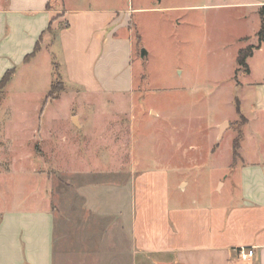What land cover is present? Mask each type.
<instances>
[{"label": "crops", "instance_id": "crops-1", "mask_svg": "<svg viewBox=\"0 0 264 264\" xmlns=\"http://www.w3.org/2000/svg\"><path fill=\"white\" fill-rule=\"evenodd\" d=\"M262 6L264 0H204L201 5L181 6L238 13L233 18L251 23L249 33L235 38L237 49L228 74V79L236 72L240 76L234 89L238 96L232 98L230 89L228 97L229 103H235L238 118L222 116L213 127L231 142L226 166L230 177L217 179L213 192H202V199L180 205L169 194L171 169L164 165L143 172L131 171V181L119 187L115 197L105 189L102 197L90 202L101 215H114L129 227L94 230L98 239H91L90 243L87 240V264H264V60L257 65L252 63L264 49V41L258 44L256 36ZM158 8L162 7L137 3L121 11L74 7L70 0H0V79L7 70L14 69L7 87L45 57L43 86L53 83L56 64L65 85L80 90L86 99L92 95L111 94L117 98L130 94L134 86L133 51L140 50V35L132 14ZM243 39L248 40L245 46L256 44L246 60L247 71L237 64ZM36 43L39 50L25 62ZM262 54L264 58V50ZM86 104L87 108L96 104L98 110L103 107L98 102L82 103ZM97 115L105 113L98 111ZM239 118L242 123L235 132L229 122L236 125ZM102 120L94 119L97 129L93 137L101 139L102 127L113 131L109 125L116 120L101 123ZM89 121L69 119L70 124L85 130L82 150L93 152L89 148ZM115 124L121 136L113 142L114 147L121 152H134L132 125L125 129L121 122ZM239 131L235 160L232 144ZM40 136L45 137L43 130ZM98 141L101 140H96L95 145ZM219 148L220 144L216 151ZM210 153L213 156L217 152ZM27 174L24 168L15 172L3 170L0 162V264H60L56 258L52 200L44 195L43 176L34 174L35 183H29ZM13 184H29L33 196L10 197ZM178 186L186 191L189 183L182 179ZM213 193L223 199L213 198ZM241 249L245 254L248 250L253 253L242 258Z\"/></svg>", "mask_w": 264, "mask_h": 264}, {"label": "rangeland", "instance_id": "rangeland-1", "mask_svg": "<svg viewBox=\"0 0 264 264\" xmlns=\"http://www.w3.org/2000/svg\"><path fill=\"white\" fill-rule=\"evenodd\" d=\"M70 1L74 7L121 11L137 3L162 7L132 14L140 35V50L133 51L132 93L117 98L111 94L92 95L86 99L80 90L65 85L58 68L60 75L53 79L59 92L43 105L50 89L42 85L47 62L43 57L37 66L19 74L0 97L3 170L15 172L24 168L29 183H35L34 174L43 176L44 195L52 200L55 212L56 258L60 264H87V240L90 243L91 239H98L94 230L129 227L114 215H101L90 202L102 197L105 189L115 197L117 189L131 181V171L143 172L164 165L171 169L169 194L180 205L202 199V192H213L217 179L230 177L226 166L231 142L213 127L222 116L238 118L235 103H229L228 97L230 89L232 98L238 96L234 89L240 76L236 72L228 79V74L237 49L235 38L249 33L251 23L233 18L238 13L181 7L201 5L204 0ZM260 27L256 32L258 44ZM247 42L241 41L243 48L256 47L245 46ZM262 50L252 63H263ZM141 51L145 52L143 56ZM54 52L58 59L59 54ZM85 101L102 103L103 107L98 110L94 104L87 108V104L82 105ZM98 111L105 115L100 117ZM71 117L90 120L89 148L93 152L82 150L85 130L70 124ZM96 118L103 119L101 123L116 120L109 125L112 132L102 127L105 136L101 139L92 136L97 129ZM238 120L236 125L229 122L235 132L242 123ZM116 122L125 129L132 125L134 152H121L114 147L113 142L121 136L115 130ZM42 130L43 139L39 138ZM96 140H101L98 146ZM210 152L217 153L210 156ZM182 179L189 183L186 191L178 186ZM30 190L29 184H17L8 195L14 199L32 197ZM211 196L223 199L218 193Z\"/></svg>", "mask_w": 264, "mask_h": 264}, {"label": "trees", "instance_id": "trees-1", "mask_svg": "<svg viewBox=\"0 0 264 264\" xmlns=\"http://www.w3.org/2000/svg\"><path fill=\"white\" fill-rule=\"evenodd\" d=\"M259 14L261 16V27H260V30L258 32V35H259L260 41H264V6H262L259 9ZM253 48H254L253 46H248L246 48H242L239 51V54L237 57L238 65L243 67L246 71L248 70L246 60L252 54ZM38 50H39V44L36 43L32 52L25 56L24 61L25 62L29 61L32 57L35 56V54L37 53ZM53 71H54L53 74H54V79H55L56 77H58L60 75L56 64H54V70ZM13 73H14V69H9L1 77V79H0V97L3 94V90L5 89L6 85L11 80ZM55 86H56V83H55V81H53V83L50 86L48 94L46 95V97L43 100V105H45L44 103H46L49 99H55V97L57 96V93L59 91L55 88ZM59 90H61V88ZM240 138H241V133L239 131L238 136L233 140V144H232L233 158L234 159H236L238 156V148H239Z\"/></svg>", "mask_w": 264, "mask_h": 264}, {"label": "built area", "instance_id": "built-area-1", "mask_svg": "<svg viewBox=\"0 0 264 264\" xmlns=\"http://www.w3.org/2000/svg\"><path fill=\"white\" fill-rule=\"evenodd\" d=\"M252 253H253L252 250H248L246 254L244 253V250H242V249L239 251V254H240V256H241L242 258H245L247 255L250 256V255H252Z\"/></svg>", "mask_w": 264, "mask_h": 264}, {"label": "water", "instance_id": "water-1", "mask_svg": "<svg viewBox=\"0 0 264 264\" xmlns=\"http://www.w3.org/2000/svg\"><path fill=\"white\" fill-rule=\"evenodd\" d=\"M145 54V52L144 51H141V55L143 56ZM223 128V127H222Z\"/></svg>", "mask_w": 264, "mask_h": 264}]
</instances>
